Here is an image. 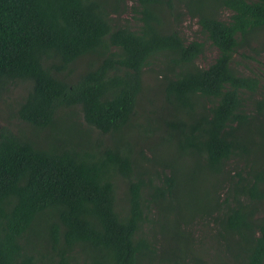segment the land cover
I'll return each mask as SVG.
<instances>
[{
  "label": "trees",
  "instance_id": "trees-1",
  "mask_svg": "<svg viewBox=\"0 0 264 264\" xmlns=\"http://www.w3.org/2000/svg\"><path fill=\"white\" fill-rule=\"evenodd\" d=\"M133 2L137 30L115 16L126 0H0V103L25 84L5 104L33 130L0 129V264H210L195 226L217 264H264V99L246 112L260 78L233 66L264 30V0ZM181 7L217 49L208 68ZM143 101L161 106L146 126ZM233 158L246 162L234 176Z\"/></svg>",
  "mask_w": 264,
  "mask_h": 264
},
{
  "label": "rangeland",
  "instance_id": "rangeland-1",
  "mask_svg": "<svg viewBox=\"0 0 264 264\" xmlns=\"http://www.w3.org/2000/svg\"><path fill=\"white\" fill-rule=\"evenodd\" d=\"M127 2V9L126 11L121 14L120 16L115 15L116 18L119 19L121 24H125L130 26L131 28L137 30L140 26V22L134 18L135 15L131 11V8L134 7L133 0H126ZM185 8L181 7L182 14V21L178 27V30L180 31L182 37L186 40L187 43L191 42L192 40L200 41L205 44L204 53L202 56H200L196 60V65L198 67H204L208 68L216 59L217 57V49L204 37L200 36L201 30L200 25L198 24V18L192 17L187 14V10H184ZM184 10V11H183ZM217 14V17L219 20L228 21L230 17V12L224 9H219L215 11ZM237 73L239 75L243 76H249V75H257L260 78V88L258 91L257 96H253V98H250L247 101V107L246 112H250L252 110V101L254 102L255 99H264V30L261 31L259 34L254 36L252 40L249 42L248 45L245 46V44L242 45L240 50L235 56V63L233 65ZM147 72L144 75V82L145 86L149 88L151 91H154L157 97H161L163 92L161 90V84L159 85L157 83V78L159 76L156 75V73L150 71V69H146ZM26 85L23 83H17L16 85H10V94L6 98V100L2 103H0V129L4 127L10 128V130L14 133H16L18 130H26L28 133L32 132L33 130L29 129V127H25L26 125H23L21 122L19 123L14 117H12V113L10 112V109L6 106L5 102L8 104H16L20 102V100L26 95ZM155 110V111H154ZM161 106H154L149 107L146 102H142L139 108V115L136 117V121L140 125H145L146 122L141 117L144 116H155L153 115L154 112L160 113ZM81 120V123H83L81 116L79 117ZM84 128V124H82ZM32 134V133H31ZM95 131H91V136L95 138L97 135ZM41 136H43L41 134ZM100 137V136H98ZM104 143L111 144V140L107 136H102L100 138ZM157 139V137H156ZM157 143V141H155ZM145 155L147 157H151V152L146 149ZM250 164V163H248ZM246 167V162L243 160H239L237 158L231 159L226 164V170L231 173L232 176L235 175L236 171L241 170L244 171ZM242 174V173H241ZM245 174V172H243ZM235 180H238V178H235ZM211 186L210 182H206L205 184H201L200 187L203 188H209ZM227 186V185H226ZM187 188H190L189 185H186ZM123 189V187H122ZM192 189V187H191ZM180 199L185 203L190 198V193H187L184 191V189H181L180 191ZM203 194V193H202ZM221 196H224V191L220 192ZM196 232H194L195 236V246L197 248V252L203 255V258L205 261H209L210 264H217L218 261L214 258L213 253H210L209 256L207 255V252L210 250V240L207 236L206 231L204 229H201L199 227H196ZM205 256V257H204Z\"/></svg>",
  "mask_w": 264,
  "mask_h": 264
}]
</instances>
